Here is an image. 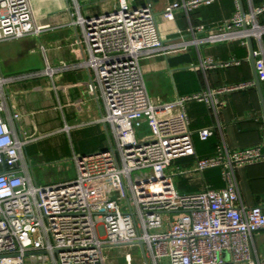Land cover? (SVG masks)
<instances>
[{
	"label": "built area",
	"instance_id": "2783aa9c",
	"mask_svg": "<svg viewBox=\"0 0 264 264\" xmlns=\"http://www.w3.org/2000/svg\"><path fill=\"white\" fill-rule=\"evenodd\" d=\"M210 2H175L162 17L173 21L177 11L189 13ZM235 3L230 20L190 26L176 41L160 34L150 4L116 0L114 10L90 18L74 4L69 26L80 30L72 43L76 66L91 74L88 92L102 104L99 123L108 146L74 156L75 179L38 185L25 154L33 136L20 128V115L0 101V264H264V245L261 252L255 242L264 231V210L242 204L236 175L264 163L263 146L231 150L222 143L212 156L199 158L187 115L188 105L197 102L217 116L226 108L224 96L254 89L255 81L154 103L141 67L145 60L191 46L260 42L264 25L257 18L264 5L245 13ZM47 29L36 25L29 0H0V43L38 37ZM252 56L256 78L264 84V48ZM240 64L231 59L219 66ZM203 66L216 67L211 60ZM51 72L46 66L44 73ZM35 75L0 74V90ZM143 127L150 133L140 136ZM212 129L199 130L200 139L207 140ZM185 159L193 163L182 169L177 163ZM214 168L222 188L177 190L178 177ZM100 184L108 188L95 193Z\"/></svg>",
	"mask_w": 264,
	"mask_h": 264
},
{
	"label": "crops",
	"instance_id": "0c3cea01",
	"mask_svg": "<svg viewBox=\"0 0 264 264\" xmlns=\"http://www.w3.org/2000/svg\"><path fill=\"white\" fill-rule=\"evenodd\" d=\"M128 1L137 7L150 4L160 34L171 41L179 40V32L185 33L190 26L213 27L233 18L236 11V0H211L189 13L177 11L174 20L167 21L162 17L165 8L187 0ZM237 1L245 13L264 5V0ZM29 2L36 25L48 29L38 37L0 43V74L5 77L36 75L0 90V101L9 112L20 115V128L33 136L25 154L32 163L35 181L38 185H50L76 178L74 156H89L108 146L106 132L99 123L104 114L102 104L88 92L91 74L76 66L72 43L80 30L69 24L75 3L79 4L81 15L90 18L114 10L116 0ZM257 19L264 25V14ZM189 39V36L184 37V40ZM250 41L253 51L264 48V35L260 42ZM250 57L249 45L243 46L238 41L206 43L166 57L150 58L143 61L141 67L149 96L154 103H162L175 96L197 93L205 87L255 81ZM231 59L241 61V64L228 68L219 66ZM208 60L216 67H204ZM62 65H66V69ZM46 66L52 70L49 75L44 73ZM260 88L264 96V84H260ZM223 100L227 103L226 108L217 116L211 114L203 103L188 105L187 115L196 153L210 157L222 143L231 150L260 145L264 152L263 110L256 87L226 95ZM210 127L213 128L211 136L201 140L199 130ZM65 161H70V165ZM192 163L191 159H185L177 165L185 169ZM71 167L74 176L70 178ZM236 175L242 204L248 207L258 205L264 210V163L241 169ZM175 185L181 193H192L204 186L222 188L223 182L221 174L216 178L206 170L200 175L178 177ZM255 242L261 249L264 231Z\"/></svg>",
	"mask_w": 264,
	"mask_h": 264
},
{
	"label": "water",
	"instance_id": "95a60500",
	"mask_svg": "<svg viewBox=\"0 0 264 264\" xmlns=\"http://www.w3.org/2000/svg\"><path fill=\"white\" fill-rule=\"evenodd\" d=\"M248 45H249V48H250V51H251L250 62L254 66V59H253V56H252L253 50H252V45H251V41L250 40L248 41ZM254 80H255V87L258 90L259 95H260V100H261L262 110H263V119H264V96H263V94L261 92L260 83L258 82V80L256 78V75L254 77ZM228 259H229V257L227 255H224V260L226 262H228Z\"/></svg>",
	"mask_w": 264,
	"mask_h": 264
},
{
	"label": "rangeland",
	"instance_id": "374dc122",
	"mask_svg": "<svg viewBox=\"0 0 264 264\" xmlns=\"http://www.w3.org/2000/svg\"><path fill=\"white\" fill-rule=\"evenodd\" d=\"M148 134L150 133V130H148L146 127H143L140 132H139V135L141 136L142 134ZM73 162V161H72ZM66 164L70 165V161H65ZM72 165V164H71ZM73 170V167H71V172L69 174L68 177H73L74 176V172L72 171ZM37 173V172H36ZM37 176V175H36ZM108 188V184H100V185H96L95 188H94V192L95 193H98V192H102L104 189H107ZM260 251L262 252V248L260 249Z\"/></svg>",
	"mask_w": 264,
	"mask_h": 264
},
{
	"label": "trees",
	"instance_id": "16d2710c",
	"mask_svg": "<svg viewBox=\"0 0 264 264\" xmlns=\"http://www.w3.org/2000/svg\"><path fill=\"white\" fill-rule=\"evenodd\" d=\"M195 151H196V150H195ZM196 154H197V153H196ZM197 156H198L199 158H205V157L199 156L198 154H197ZM209 174H213L216 178H219V177H220V170H219L218 168L210 169V170H209Z\"/></svg>",
	"mask_w": 264,
	"mask_h": 264
}]
</instances>
